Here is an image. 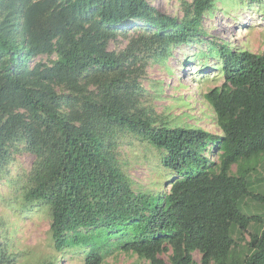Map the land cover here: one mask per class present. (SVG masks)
<instances>
[{
	"label": "trees",
	"instance_id": "trees-1",
	"mask_svg": "<svg viewBox=\"0 0 264 264\" xmlns=\"http://www.w3.org/2000/svg\"><path fill=\"white\" fill-rule=\"evenodd\" d=\"M214 8L215 0H194L180 19L150 0H0V168L21 144L35 157L22 200L49 210L63 258L78 248L86 264H104L120 249L150 264H168L169 251L171 264H196L195 252L201 264H264V212L251 214L249 203L264 210L250 179L264 156V51L216 49L225 82L204 99L217 138L157 125L131 100L146 62H165L171 46L200 36ZM134 21L150 30H122ZM119 37L127 47L111 51ZM41 55L57 59L31 68ZM120 135L160 152L169 173L160 190L134 188L113 152ZM16 263L0 235V264Z\"/></svg>",
	"mask_w": 264,
	"mask_h": 264
},
{
	"label": "rangeland",
	"instance_id": "rangeland-1",
	"mask_svg": "<svg viewBox=\"0 0 264 264\" xmlns=\"http://www.w3.org/2000/svg\"><path fill=\"white\" fill-rule=\"evenodd\" d=\"M160 13L183 19L194 0H150ZM203 33L188 44L171 46L165 56V62L147 61L143 74L138 78V88L131 96L137 110H146L157 125L166 123L174 127H198L209 132L213 138L221 134L216 122L214 110L204 99V95L215 87L222 86L225 77L222 74V60L216 49L228 45L233 50H248L261 54L264 51V4H252L247 0H215L212 14H206ZM134 36L150 30L143 22H131L123 25ZM127 39L117 38L111 41V51H121L128 44ZM164 56V55H163ZM56 55H41L33 63L51 66ZM141 62L140 65H142ZM127 101V100H126ZM68 108H66V111ZM113 152L123 164L124 173L130 178L135 189L141 191L160 190L169 174L161 163L158 150L148 142L120 135ZM17 146V152L10 162L0 168V224L1 242H8L9 250L16 255V264H86L85 251L78 248L66 252L65 258L54 250L50 234L51 218L49 210L39 204L29 205L22 200L21 189L28 173L31 172L35 157ZM215 142L209 149L215 150ZM2 169V170H1ZM237 173V167L233 168ZM254 193L264 195V156L256 170L250 174ZM251 214H261L257 203L249 200ZM251 229V231H253ZM2 237H6L2 239ZM250 241L249 232H245L238 242L244 246ZM172 252L161 255L171 264ZM202 255L194 253L196 264H201ZM150 264L136 254H128L114 249L104 264Z\"/></svg>",
	"mask_w": 264,
	"mask_h": 264
}]
</instances>
